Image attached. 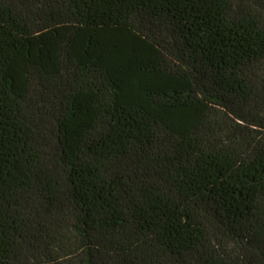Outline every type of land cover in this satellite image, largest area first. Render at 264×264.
I'll list each match as a JSON object with an SVG mask.
<instances>
[{
    "label": "trees",
    "instance_id": "obj_1",
    "mask_svg": "<svg viewBox=\"0 0 264 264\" xmlns=\"http://www.w3.org/2000/svg\"><path fill=\"white\" fill-rule=\"evenodd\" d=\"M0 264H264V0H0Z\"/></svg>",
    "mask_w": 264,
    "mask_h": 264
}]
</instances>
